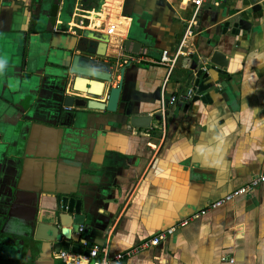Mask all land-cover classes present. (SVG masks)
<instances>
[{
    "label": "crops",
    "instance_id": "0c3cea01",
    "mask_svg": "<svg viewBox=\"0 0 264 264\" xmlns=\"http://www.w3.org/2000/svg\"><path fill=\"white\" fill-rule=\"evenodd\" d=\"M135 2L130 16L124 0L0 7V264H65L59 245L30 235L60 189L83 201L80 238L112 254L263 172L264 0ZM240 19L249 32H237ZM84 31L108 39L104 60L130 59L117 113L64 107L49 83ZM129 37L143 53L124 54ZM163 50L173 66L158 63ZM214 51L226 56V83L213 74L210 100L185 98ZM132 116L150 126L132 127ZM116 264H264V182Z\"/></svg>",
    "mask_w": 264,
    "mask_h": 264
},
{
    "label": "water",
    "instance_id": "95a60500",
    "mask_svg": "<svg viewBox=\"0 0 264 264\" xmlns=\"http://www.w3.org/2000/svg\"><path fill=\"white\" fill-rule=\"evenodd\" d=\"M43 1L48 3V0H0V7H9L12 3L17 6H28ZM53 1L58 3V0ZM135 1L124 0V15L133 14ZM228 26L229 23L226 22L225 31ZM53 27L54 19H49L46 31L52 32ZM234 27L237 32L239 30L249 32L251 25L248 21L240 19ZM78 36L76 44L65 51L63 64L55 74L56 80L49 82L59 97V103L64 107L117 113L122 101L125 70L131 64L130 59L122 57L126 61L122 66L115 59L104 60L107 38H100L92 31L81 32ZM123 52L134 55L143 53L142 42L130 37L126 38L123 42ZM227 63L224 54L214 51L209 64L198 68L193 82L196 90L193 100L200 99L203 102L210 100L207 92L216 91L210 81L213 74H216V79L220 80L222 86L226 83ZM115 73H119L120 78L117 86H112ZM150 121L148 116H132L130 125L135 128H146L150 126ZM76 197H78L77 189H60L54 205L46 213H40L32 219L31 240L37 243L39 248L43 242H52L55 249L56 245H59L62 251L89 253L92 246L83 248L84 241L80 238L81 227L86 221V216L82 212L83 201Z\"/></svg>",
    "mask_w": 264,
    "mask_h": 264
},
{
    "label": "built area",
    "instance_id": "2783aa9c",
    "mask_svg": "<svg viewBox=\"0 0 264 264\" xmlns=\"http://www.w3.org/2000/svg\"><path fill=\"white\" fill-rule=\"evenodd\" d=\"M191 1L198 8L203 2H206L213 6H219L225 0H191ZM111 31L112 28L109 29V32ZM175 62H176V58L172 56L167 50L162 51L161 56L158 60L159 64L168 67L173 66ZM194 94H195L194 91L190 89L188 90L185 98L187 99L191 98ZM262 182H264V170L261 174L254 177L245 185L234 189L233 191L227 193L225 196H223L218 200L210 202L206 206V208L202 209L199 213L181 220L178 223V225H176V227H184L190 221L194 220L201 214H205L207 211L211 209L218 208L219 206H222L223 204L230 202L240 196L250 195L256 189V187ZM176 227L168 228L166 230L157 232L151 237L133 245L132 247L122 252H115L112 254H108L106 251L100 250L97 247H91L89 249L88 254H78L73 252L61 251L60 257L64 260L65 264H116L121 260L130 258L146 249L158 246L163 240H165L169 235H171L175 231ZM87 247L88 244L87 242L84 241L83 248H87Z\"/></svg>",
    "mask_w": 264,
    "mask_h": 264
},
{
    "label": "bare ground",
    "instance_id": "6f19581e",
    "mask_svg": "<svg viewBox=\"0 0 264 264\" xmlns=\"http://www.w3.org/2000/svg\"><path fill=\"white\" fill-rule=\"evenodd\" d=\"M122 21V20H121ZM109 22V21H108ZM115 22V21H114ZM114 24V23H113ZM111 26V25H110ZM127 26V25H126ZM113 28V27H112ZM108 29H110V28H108ZM105 30V29H104ZM121 30V29H120ZM123 30V29H122ZM109 33V32H108ZM107 50V49H106Z\"/></svg>",
    "mask_w": 264,
    "mask_h": 264
}]
</instances>
